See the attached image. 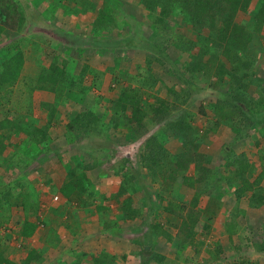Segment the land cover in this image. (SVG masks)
<instances>
[{"label": "rangeland", "instance_id": "374dc122", "mask_svg": "<svg viewBox=\"0 0 264 264\" xmlns=\"http://www.w3.org/2000/svg\"><path fill=\"white\" fill-rule=\"evenodd\" d=\"M13 1L15 5L18 3L22 9L26 21L21 30L8 28L0 33V68L6 55L14 48H20L25 57L31 58L35 69L48 66L52 60H56L57 65L70 68L73 74H78L83 68L88 67L83 83L90 86V90L83 93L65 90L64 97L68 103L60 107L62 120L66 119V115L74 113L78 115V119L80 117L93 118L96 115L101 122H109L112 113L110 102L118 97L119 84L125 85L130 82L123 76L130 77L131 86L136 87L138 75L140 78L144 73L152 74L158 81L153 93L157 94V98L161 97V100L168 102H175L174 92L184 89L192 92L186 104L175 105L174 109L161 119L153 118L150 112L140 122L119 121L116 126L100 132L91 133L93 130L91 128L85 130L76 126L72 131L73 134L69 136L70 139H67L71 142L70 144L64 143L63 136L61 137L62 147H60L61 152L58 156L69 161V158L77 155L79 161L76 169H79L74 175L77 174L75 182L82 194L81 198H74L73 204L70 205L75 209V217L66 215H60L59 218L51 217L53 223L61 219V222L71 226L70 233H66L68 237L59 241L63 247V251L58 252L61 259L68 255L75 260L74 264H90L92 256L96 257L103 251L112 254L115 260L119 258L124 260L122 256L124 254L127 261L125 264H143L145 260L143 257L138 254L136 259L135 254L128 253L127 248L123 247V240H127L130 236L131 243L126 241V246L134 250L136 247L133 238H139V233L134 230L129 231L128 228H132V222H129L131 220L125 222L122 199L128 196V185L132 184L137 197H143L152 202L156 200V187L151 182L150 171L141 167L140 155L144 152L146 139L151 135L157 137L168 153L179 155L184 152L188 142L183 136L176 134L173 128L168 127V123L180 117L182 120L183 117L186 118L197 136L203 138L195 151L203 154L202 159L208 163V166L220 167L221 170L228 171L224 147L230 145L236 153L248 152L250 160L255 164V171L249 174V178L252 180L263 171L262 184L264 186V124L249 126L247 128L249 135L243 141L233 140L234 133L226 125L218 126L215 131L208 130L209 115H212L214 104L234 88L233 75L243 76L245 74L247 76L246 94L258 96L260 95V91L258 93L256 90L258 85L264 88V25L260 32H254L256 22L252 15L255 9L252 3L247 10L238 12L235 19L239 25L244 26L246 32L252 33L253 39L251 38L250 47L244 54L240 53L243 55L242 59L231 65L220 47L207 38H202L208 34L205 29L200 34L182 32L183 42L179 45L175 31L171 34L167 30L168 26L165 29L154 27L153 19L163 9L157 5L145 7L143 0H83V2L92 1L94 3V7L85 8L83 11L78 8V3L82 0ZM15 11L16 6L12 5L11 19L15 17ZM166 22L172 26H178L183 25L184 20L180 14L172 13L167 16ZM184 28L186 25L182 27ZM169 36H172V40H169ZM185 39L192 40V42ZM187 48L190 49L185 53L184 49ZM193 58L203 62H207L209 58L213 59L208 66L211 68V74L205 76L199 71L192 77L187 64ZM242 60L247 61L249 65H243ZM220 62L225 69L223 74H216L214 69ZM22 76L32 77V74L23 70ZM17 87H19L18 84H15V88ZM168 88L174 92L169 93ZM38 94L42 99L53 98L52 93L45 91ZM155 99V97H150L148 101L154 102ZM2 106L0 104V109ZM26 109L24 104L25 119L28 115ZM33 111V114L29 115V121L32 124L41 122L40 120L48 111V106L38 104ZM125 112L130 114L131 108L127 107ZM3 114L2 110L0 117ZM62 122L56 127L59 133H63L62 125L65 123ZM21 138L13 136L4 140L5 147L0 155V176H4L2 181L5 178L9 181L7 180V183L3 181V186L0 184V188L9 189L10 193L15 195V192L16 194L19 191L27 192V188L31 187L34 196L30 193L26 196V202L30 205L28 218L34 219L37 216L36 218L41 221L45 217L38 212L39 216L37 211L44 205V210L47 212L46 208L52 206L57 197L54 198L52 195L50 203L46 199L39 201L36 189L34 190L36 186L29 181L24 182L22 175L25 174L26 160L30 157L32 159L37 157L40 162H43L44 158L37 153L36 149H25ZM45 157L48 158L47 155ZM124 159L126 160L122 164ZM192 169V165L188 166L187 172H191ZM163 173L168 174L169 169H164ZM130 176L140 178L136 179L133 184L129 181ZM43 186L38 185L37 188ZM220 191L226 194L225 206L227 208L231 204L235 206L234 210L230 211V214H233L232 219L227 218V224H229L227 226L229 227L233 222L238 226L239 232L235 234V238H229L226 233L220 232L221 229L216 226L214 219L207 218L200 225V228H203L204 238L210 236L212 244L216 243L215 237L221 239V244L226 247L222 252V258L220 257V260H224V264L233 261L240 264H264V205L257 208L249 206L247 193L238 199L232 189H227V191L220 189ZM14 197L8 195L7 201ZM17 206L18 209L14 210L15 216L12 222H4V226L7 227L9 223L19 228L18 222L21 221L20 218L23 215L19 208L20 205L15 207ZM23 214L26 215L25 212ZM81 224L84 227H80ZM4 226H2L3 230L6 231ZM9 229L12 228L9 227ZM207 229L211 232L206 231ZM46 230L47 227H40V231L46 232ZM129 232L134 234L128 235ZM45 235L49 233L42 234V236ZM53 240L52 238L51 242ZM32 241L26 242V245L30 247ZM37 241L36 239L35 242ZM46 241L45 238L43 242ZM141 247L143 246H140V249ZM48 248L54 247L48 246ZM107 248H110V251ZM18 249L17 259H20L21 249ZM11 250L13 253L16 252ZM54 250L58 251L56 248ZM46 256L47 262L53 264L50 257ZM122 260L121 264H124ZM136 261L138 262L135 263Z\"/></svg>", "mask_w": 264, "mask_h": 264}, {"label": "trees", "instance_id": "16d2710c", "mask_svg": "<svg viewBox=\"0 0 264 264\" xmlns=\"http://www.w3.org/2000/svg\"><path fill=\"white\" fill-rule=\"evenodd\" d=\"M84 2L82 0L78 3L79 6H82L81 11L87 8L88 4ZM142 2L145 7L155 5L162 7L163 11L153 19L152 25L159 29H165L168 26L167 30L171 34L172 31H175L179 45H182L183 42L182 32L200 34L204 29L207 30V36L202 38H207L220 47L223 55L231 65L242 59L243 55L240 53L243 52L244 54L250 47L251 38L253 39L252 33L246 32L244 26L237 23L235 19L237 13L247 10L251 7L252 3L253 9L255 8L252 15L256 22L254 32H260L264 25V0H259V2L257 0H143ZM12 5L13 7L16 6L15 17L13 19H11ZM14 5L13 0H0V33L8 28L21 30L25 24L26 20L22 9L18 6V3ZM172 13L182 16L184 20L183 25L172 26L167 24L166 18ZM184 24L186 28L182 29L185 26ZM169 37V40H172V36ZM188 42H192V40ZM189 49H184V52L187 53ZM211 60L213 59L209 58L207 62H203L193 58L187 64L190 75L193 77V75L200 71L205 76H209L211 68L208 66ZM242 62L243 65H249L247 61L242 60ZM23 64V51L20 48H14L6 55L0 68V104L3 105L0 113H2V110L4 112L3 116L0 117V155L5 147L4 140L13 131L25 134L26 142L28 140H32L34 143L45 141L47 128L44 126L37 127L24 118V104L28 113L32 111V96L34 91L47 90L55 94L56 103H59V107L53 106L48 115L51 117L56 112V117H58L61 114L60 105L64 99L63 93L66 89L81 93L90 90V86L83 83L88 67L83 68L78 74H73L70 68L67 69L65 66L57 65L56 60H52L48 66H41L37 78H32L28 76L21 77ZM224 69V65L220 62L218 67L214 69V72L216 74H223ZM139 76L136 87L131 86L130 77L123 76L130 82L125 85L119 84L117 90L118 97L110 102L112 113L109 122H101V119L96 115L93 118L85 117V119L84 117L78 119V116H76L74 121L72 120L67 123V127L74 129L76 126H79L80 129L86 130L91 128L94 132H100L111 126H116L119 121H124V123L140 122L150 112L153 118L161 119L165 114L168 115L175 105H184L191 98L192 92L189 89L174 92L171 88H168L169 93H175V102L161 100V97L157 98V94L153 93V90L157 86V78L148 73H144L140 78ZM245 76V74L243 76L233 75L232 85H234V88L214 104L211 112L212 115H209V131H215L220 125H226L234 133L233 140L243 141L249 135L247 133L249 126L252 124H264V88H260V84L258 85L256 89L258 93L260 91V95L258 96L246 94L245 84L247 76ZM100 82L101 79L98 80V86ZM15 84H18L19 87L15 88ZM150 97H155V101H158L156 103L155 101L149 102L148 99ZM127 107L131 108L130 114L125 112ZM81 119L84 120L78 122ZM168 127L173 128L176 134L183 136L185 141L188 142L185 145L186 150L179 155L170 154L167 152L165 146L158 141L156 136L151 135L146 139L143 148L144 152L140 155V163L142 168L150 171L151 182L157 190V198L152 202L149 199L137 197L134 194L135 187L132 184L128 185V196L122 200L123 214L131 220L139 219L141 226L146 227L143 235L152 240L162 235L170 236L162 223L153 218L154 214L160 210L166 212L170 216L169 224L178 229L177 237L181 240L179 245L191 243L194 247L200 248L206 245L204 240L196 239L198 229L202 225V223L200 224V211L198 210L200 195L202 193L211 195L212 192L214 193L215 190L220 189L226 191L227 189H232L236 193V198L239 199L247 193V204L253 208L261 207L264 205L263 171L251 180L249 174L255 171V164L250 160L248 152L236 153L230 145H227L228 148L224 147L227 167L230 170L223 171L220 167L212 168L202 159L203 154L195 151L203 138L201 139L200 136H197V133L190 127L186 118L183 117L182 120V117H180L171 121L168 123ZM125 160L122 161V164ZM190 165H192L193 169L191 172H187V167ZM164 169H169V173H163ZM68 173L69 176H74L76 171H68ZM129 178V181L134 184L136 179L140 177L130 176ZM67 189L68 191H66ZM60 192L67 199H79L82 196L77 186L72 184L70 180L64 183ZM6 195L15 196L8 201L10 203L12 201V203L19 202L26 213L24 223L20 227L18 234L22 237L32 235L37 223L28 220L30 205L26 202L27 194L19 191L13 195L9 189L2 190L0 188V206L7 200ZM162 201L163 203L161 204ZM232 216L233 214L230 215V220ZM233 224V222L230 223L231 227L229 226L228 233L232 232L230 230ZM132 230L139 232L138 229L133 228ZM139 243L143 246L142 257L145 259V254H149L152 249L151 247L149 250L144 249V244L148 243L151 245L152 241H141ZM210 247L212 248L208 249L206 245L204 248L207 249L214 259H217L220 245L214 243ZM33 256L37 258V255H32L30 252L26 258L29 260ZM147 261L148 259L143 260V264H148ZM0 262L15 264L1 255ZM90 264H117V262L112 254L102 251L98 256H92Z\"/></svg>", "mask_w": 264, "mask_h": 264}, {"label": "crops", "instance_id": "0c3cea01", "mask_svg": "<svg viewBox=\"0 0 264 264\" xmlns=\"http://www.w3.org/2000/svg\"><path fill=\"white\" fill-rule=\"evenodd\" d=\"M86 3H88L87 8L90 9L91 6L94 7V3L92 1H85ZM82 6L80 5L78 8L82 10L81 8ZM84 8V7H83ZM92 13V12H91ZM31 58L29 59V57H25L24 56V64H23V68L22 71L24 70L25 72H29V74H32V78H37V76L40 73L41 68L39 69H35V64H33L31 62ZM30 69L32 71H30ZM31 77V76H28ZM68 90V89H66ZM47 92V93H52L53 94V98L48 97V99H42L41 96L38 94L39 92ZM66 92L64 91L63 95L65 96ZM63 96V97H64ZM38 97V99H37ZM50 98V99H49ZM66 97H64L62 104L60 106H64V104H67L68 102L66 101ZM38 104H44L46 106H48V111L46 112V114L44 115L43 119H41V122H34L33 124L37 127H46L47 128V134H46V139L44 142H40V143H34L32 142V140H28L26 142V137L25 134H19L16 131H13L10 133L8 138L11 137H22V141L24 144V148L27 149H36L37 153H40V155H42V158H44L43 162H40V159H38L37 157L35 159H32L31 157L28 158L26 160V163H24V173L22 175V178L25 181H29L30 183H32L33 185L36 186V188H34V190L36 191V194H38L37 199L39 201L43 200L45 201V199L47 200L48 203H50V197L52 195H54L57 197V201L55 200V202L53 203L52 206L47 207L46 209L48 210L47 212H45V206L42 205V207L40 208V210L37 211V213H41L45 218L41 221L38 220L35 216L34 219H30L28 218L29 221H33L37 223L36 229L33 232L32 235L27 236V237H22L18 234V231L20 230V227L22 226V224L24 223L25 217L26 215L23 214L24 212V208L23 206L19 203H10L9 201L5 200L4 203H2V205L0 206V255H3V258L5 259H9L10 261L14 262L15 264H46L47 262V256L48 255L51 259V262L53 264H74L75 260L71 259V256H63L62 259L61 257H59V253H61V251H63V247H62V243H60L59 241L62 238H66L68 237L67 234L70 233L69 231L71 230V226L69 224L68 221H66L67 224H64L63 222L60 221L53 223L52 218H59L60 215L63 216H74V212L75 209H73L70 205L73 204L74 198L73 199H67L61 192L60 189L62 188V186L64 185V183L66 181H71L72 184L76 185L77 183L75 182V176H69L68 171L72 172V171H76L78 169L77 168V163H78V159H77V155H75L74 157L69 158L67 161L64 160V158H60V156H58V153L61 152L60 147H62V140H64V143L66 144H70L71 142H69L67 139H70L69 136H71V134H73V130L75 129H70L67 127V123L70 121H74L75 117L78 116L77 114L75 115L74 113H72V115H64L66 117V119L62 120V114H60V116L56 117V112L53 113V115L50 117V115H48V112L50 111V109L53 108V106H58L59 103H56V99H55V94L53 92L47 91V90H36L33 93V99H32V106L34 105V107H32V111L30 113H28L27 118L25 119L26 121H29V115L31 116L34 112L33 110L36 109V106H38ZM57 104V105H56ZM97 106V105H96ZM59 107V106H58ZM57 107V110H58ZM36 111V110H35ZM66 114V113H65ZM39 121V120H38ZM63 121V122H62ZM65 121V122H64ZM60 122L65 123L62 126L63 128V133H59L57 132V125L60 124ZM31 123V122H30ZM91 133H94L93 130H91ZM63 136V137H62ZM61 137L63 138L61 140ZM20 139V138H19ZM74 154V153H73ZM26 155V154H23ZM48 156V158H46L45 156ZM25 158V156H24ZM75 158V160H74ZM71 159V160H70ZM18 164V163H15ZM13 166V165H12ZM35 166V167H34ZM33 167V168H30ZM30 170V171H29ZM4 176H0V184L3 185V181L4 183H7L9 180L7 178H5V180H1L3 179ZM8 180V181H7ZM20 183V182H18ZM26 184V183H24ZM38 185H44L43 187H39L37 188ZM6 190V189H4ZM33 189H31V187H29V189L27 188V192H23V193H28L27 195L32 194V196H34ZM6 193V192H4ZM226 194L222 193V191L218 190V191H214V193L212 192L211 195H207L202 193L200 195V200L198 203V210L200 211V224L203 223V221L207 218H209L210 220L216 221V226L219 227L220 232L222 231V233H226V235L229 238H235L238 232H239V228L238 226H236L235 224H233V227L231 228L230 231H232L231 233H228V229L229 227L227 226V218L230 217V211L234 210L235 206L234 205H230L229 208H227L225 206L226 203ZM8 195H6L7 197ZM53 198V200H54ZM123 200V199H122ZM42 201V202H43ZM21 202V201H20ZM235 204L236 201H235ZM16 205H20V211L22 212V216L20 219L21 221L18 222V226L19 228H16L15 226H11V224L8 223V226H4L3 223L4 222H12L11 220L14 218V210L18 209V206L15 207ZM29 210V209H28ZM44 210V212H43ZM161 211V210H160ZM158 211L157 213L154 214L153 218H156L157 221H159L160 223H162L163 227L165 230H168L170 236H159L155 239H150V238H146L143 235V231H146V227H142L141 226V221L139 219H135V220H131L126 218V216L123 214V217L125 219V222L128 220H131L129 222H132V228H128L129 231H131L133 228L134 229H138L139 230V238L134 237V245H135V249L131 250L128 249V247L126 246V241L128 243L130 242V236H128L129 238H127V240H123L124 245L123 247L127 248V252L128 253H133L136 256V259L138 258V254L142 257V247L140 249V246H142L139 242L141 241H146V242H150L152 241V244L149 245L144 244V249L147 248L148 250L151 247V252L149 254H145V260L148 259L147 263L148 264H224V260H220V257L222 258V252L223 250L226 249V247L224 246V244H221V239L220 238H214L216 243L220 245V249H219V255L217 257V259H214V257H212V255H210V253H208L207 249H205L204 247H206V245L208 246V249H211L213 246V242H211L210 240V236L204 238L203 236V228L199 227V231H198V236L196 237L197 240H204V242L206 243L205 246H201L200 248H196L193 245H191V243L189 244H184V245H179L181 240L177 237V227H173L169 224L170 222V216L168 213L163 212V211ZM34 213V212H32ZM38 213V214H39ZM40 216V214H39ZM223 218V220L221 219ZM36 219V220H35ZM237 219H239L237 217ZM236 222V220L234 221ZM38 223H40L38 225ZM124 223V222H123ZM208 225V224H206ZM5 228L6 231L3 230V227ZM17 226V223H16ZM17 226V227H18ZM47 227L46 232L45 231H40V227ZM213 226H215V224H213ZM9 227H11L12 229L16 230V233L12 232V229H9ZM80 227H84L83 224L80 225ZM142 228V229H140ZM82 230V229H81ZM135 231V230H134ZM206 231H209V229H207ZM211 232V231H209ZM49 235H45L42 236V234H48ZM67 233V234H66ZM130 234H134L132 232H129L128 235ZM137 235V236H138ZM208 236V235H207ZM41 237V238H40ZM49 237V238H48ZM47 239L46 242H43L44 239ZM51 238H53L54 240L51 242ZM36 239L38 240L37 242ZM208 239V240H207ZM31 246L28 247L26 245V242L29 243L31 242ZM51 242V243H50ZM48 243V244H47ZM50 243V244H49ZM23 250L21 248L26 247ZM48 246H52L57 250H54V248H48ZM18 248H20V259H17V256L19 254H17V251L19 250ZM15 250L16 252L13 253L12 250ZM108 251H110V248H107ZM140 250V251H139ZM107 251V250H106ZM32 253L37 255V258H35L34 256L32 257V259H27L26 257L29 255V253ZM52 252V255H51ZM124 260H122L121 258L117 259L116 262L117 264H121V260L123 261V263H127L126 261V256L124 254H122ZM157 257V258H156ZM138 261H136L135 263H137ZM220 262V263H219ZM48 263V262H47ZM0 264H6L5 262H0ZM51 264V263H48Z\"/></svg>", "mask_w": 264, "mask_h": 264}, {"label": "built area", "instance_id": "2783aa9c", "mask_svg": "<svg viewBox=\"0 0 264 264\" xmlns=\"http://www.w3.org/2000/svg\"><path fill=\"white\" fill-rule=\"evenodd\" d=\"M12 232L13 233H16V230L15 229H12ZM226 264H240V263H236V262L233 261V262H229V263H226Z\"/></svg>", "mask_w": 264, "mask_h": 264}]
</instances>
